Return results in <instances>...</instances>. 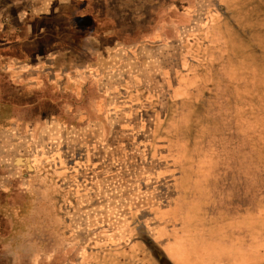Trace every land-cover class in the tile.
<instances>
[{
    "label": "rangeland",
    "instance_id": "obj_1",
    "mask_svg": "<svg viewBox=\"0 0 264 264\" xmlns=\"http://www.w3.org/2000/svg\"><path fill=\"white\" fill-rule=\"evenodd\" d=\"M32 2L0 0V264H171L167 242L184 264H264V139L252 141L221 79L264 49V0L228 6L240 36L227 27L211 43L202 27L224 18L208 0H96L117 39L154 43L100 65L62 18L59 33L36 21L52 30L12 46L29 37L18 14ZM147 29L162 37H138Z\"/></svg>",
    "mask_w": 264,
    "mask_h": 264
},
{
    "label": "crops",
    "instance_id": "obj_2",
    "mask_svg": "<svg viewBox=\"0 0 264 264\" xmlns=\"http://www.w3.org/2000/svg\"><path fill=\"white\" fill-rule=\"evenodd\" d=\"M11 1L16 2V0H11ZM94 1L96 0H86V1L85 0H33L32 6L30 8V12L27 11L18 14V19L24 23L26 34H28L29 37L27 39L23 35L21 36L20 34H18V39L11 42L13 43L12 46L17 43L20 44V42L23 41H29L32 43L36 39L35 35L40 34L41 32L48 34L52 30V29L48 30V28L50 27L56 30L55 31L56 33H59L58 26L53 24L56 18H62L66 20L67 24L64 27V29L68 32V34H72L74 36L78 35L76 39L78 41L79 48L77 49L82 53V55L88 56L89 58L92 57V63H90L89 61L90 65L91 64L100 65L102 58L106 62H110L112 59L111 58L112 52H116L117 49L120 48H125L126 49L125 51H128L129 52L128 54L134 59L135 56L134 51L135 52L141 50L143 51L145 48H149L150 50L154 49L153 47L154 43H149L147 38L150 39V37H153L155 39H158L162 37L161 31L154 30L151 32V34H149L147 29L145 32L141 31V34H139L138 36V37L147 36L146 37L147 40H142V38L140 40L131 39L130 41H134V42L128 43V41L126 40L117 39L115 19L109 13H107V11H103V13L97 12V10H95L94 4L92 3ZM208 1L213 3L214 6L216 5L217 7L220 8L219 14L224 18V20L221 18L218 19L214 16L208 18L206 27H202L205 28V30L201 35L205 37H200V38L207 40L208 43H211V40L217 41L219 40V36L222 35L221 31L223 29L225 30V28L227 30V27H233L230 29V33L227 34L229 38L240 36L238 32L234 30L235 29L234 26H229L227 24L226 22L227 18L225 15L227 14L226 8L228 6L234 8L237 0H208ZM84 6H86V8H92L94 10L92 16L91 17L88 16L91 19V20L89 19L91 21L90 22L91 25L87 26L88 28L87 27L85 28L82 24L83 22L79 20L84 15L83 14L84 13L83 9L85 8ZM40 20H46L47 22H51V24L49 23L50 27L47 28V26H44V28H39V30L36 29L34 23ZM105 21H108L109 24L107 30L101 29L102 23L104 24ZM229 23L232 22L230 21ZM135 35H138V33H135ZM262 36L264 37V35ZM127 38L128 37H126L125 39ZM110 39H112L113 41L111 45L108 46L102 45L104 40H110ZM60 41H61L60 37L58 38L57 41H55L54 46H60L58 47V49H62ZM155 43H156V47L163 46L164 44L163 41L162 42L155 41ZM68 46L69 45L65 43V46L62 47H68ZM217 49H219L217 50L219 51V54L223 52V49L221 47ZM209 54L210 55L212 54L213 56L217 55L214 50L212 51L210 50ZM235 54H237V52H235ZM247 55L248 58L245 61V65L243 67L238 65L237 58L234 60L231 66H223L226 68L225 73L227 77H223V78L221 77V79H223L224 81H230L232 86H229V88L232 87L234 90L235 89L237 90L235 91V93L233 91L232 95L234 97L231 99L230 101L231 104L229 106L235 108L234 105L236 104V102L239 100H243L239 113L243 114L244 108L245 111H248L246 112L248 116H244L247 118V120L243 124L245 126L247 124L249 131L248 135L252 137V141L254 142V140H257L259 143H261V138L264 139V103L259 104L260 106L259 107L256 105V101L258 99H261L262 97H263L262 100H264V85L258 88V84L259 83L262 84V82H264V49H258L256 52L255 51L250 52ZM55 57H56L54 59L55 63L66 64L64 66L66 68V71H69L68 68L71 66H76L78 68L82 66V70H84V65H86V62L82 61L81 58L75 59L70 56L62 57L60 54H57ZM258 58L260 60L259 65H257ZM231 70L236 71V73L240 71V73L237 74L238 76L237 78L234 77ZM253 73L256 74L255 80L252 79V76L254 75ZM81 75H83V73H81ZM182 88L183 87H180L181 91L183 92L184 88L183 90ZM262 159H264L263 156ZM259 160L260 161L258 162H261V157L259 158ZM240 242L242 243L241 240L238 243ZM164 248H165V254L171 264H184L183 261L177 259L176 256L173 254L171 248L169 247L168 242L164 244ZM220 264H234V263H232L230 259H224L220 262ZM235 264H245V263L239 262ZM247 264H251V263H247Z\"/></svg>",
    "mask_w": 264,
    "mask_h": 264
}]
</instances>
